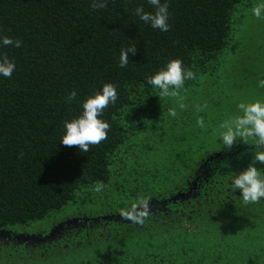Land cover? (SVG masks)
<instances>
[{
  "label": "trees",
  "instance_id": "16d2710c",
  "mask_svg": "<svg viewBox=\"0 0 264 264\" xmlns=\"http://www.w3.org/2000/svg\"><path fill=\"white\" fill-rule=\"evenodd\" d=\"M160 2L168 5L167 32L135 14L137 7L155 12L148 0H107V7L97 10L90 7L92 0H0V56L15 64L11 77L0 75V238L15 243V234L6 230L44 220L90 194L97 181L107 186L114 176L134 172L136 134L155 122L154 134L166 110L146 77L174 59L194 73L216 68L230 41L231 16L247 3ZM5 36L20 40V47L4 46ZM131 45L137 52L122 68L120 50ZM106 83L117 92L115 104L99 117L110 125L107 139L90 145L88 152L62 145L65 121L78 117L82 102ZM72 91L76 97L69 102ZM250 141L210 155L191 173L188 149L180 153L177 168L162 161L155 171L147 170L144 179L151 186L138 197L148 199L151 210L167 203L171 215L165 219L152 213L144 223L150 228L163 226V219L168 227L171 220L181 224L175 244L183 255L176 264H264V199L246 205L231 188V177L247 167L257 150ZM173 170L178 179H170ZM166 181L174 190L160 188ZM188 193L195 199L171 204ZM88 264L121 263L107 256Z\"/></svg>",
  "mask_w": 264,
  "mask_h": 264
},
{
  "label": "rangeland",
  "instance_id": "374dc122",
  "mask_svg": "<svg viewBox=\"0 0 264 264\" xmlns=\"http://www.w3.org/2000/svg\"><path fill=\"white\" fill-rule=\"evenodd\" d=\"M246 2L231 16L230 41L220 54L219 65L205 74L193 72L195 79L185 80L178 96L163 98L166 110L154 134L151 126L155 122L144 124L142 132L136 134L134 172L114 176L102 192L85 193L59 211L50 212L40 222L6 230L21 240H15L14 244L9 239L12 241L9 244L0 238V264H88L107 256L121 264L179 261L183 253L181 245L175 242L181 236L180 223L174 225L171 220L168 227L162 220L163 226L155 224L152 228L144 223L143 230L131 221H120V212L130 209L140 199L138 194L151 186L144 179L148 169L155 171L162 161L177 168L180 153L188 149L192 162L187 173L193 172L210 155L225 151L219 139L223 131L220 124L240 114L239 103L264 102V87H259V81L264 79V11L259 19L251 11L254 6L264 4V0ZM181 103L185 105L183 110L179 107ZM169 108L176 109L175 118L167 115ZM200 117L204 120L203 129L197 125ZM250 140L246 145L251 144ZM176 174L177 170H173L170 179L172 176L178 179ZM173 186L166 181L160 188L170 191ZM78 219L87 228H73L71 237L77 240L66 244L67 249L56 228L64 222L77 223ZM84 234L87 239H83ZM32 239L47 244L42 243L41 250L33 249L35 244L24 246V241Z\"/></svg>",
  "mask_w": 264,
  "mask_h": 264
},
{
  "label": "clouds",
  "instance_id": "9594fccd",
  "mask_svg": "<svg viewBox=\"0 0 264 264\" xmlns=\"http://www.w3.org/2000/svg\"><path fill=\"white\" fill-rule=\"evenodd\" d=\"M148 3L155 8L154 13L145 12L143 7H137L135 14L153 29L167 32L169 30L167 3L161 4L160 0H148ZM90 7L93 10L106 8L107 0H92ZM251 11L256 18H261L264 4L254 6ZM2 44L20 47L21 41L5 36L2 38ZM136 52L135 45L121 49L118 57L119 66L126 67L129 63V54L135 55ZM14 70L15 64L6 55L0 56V75L11 77ZM191 79H195L193 71H185L182 61L174 59L154 75L146 77V83L158 89L157 95L160 98L176 97L179 95V89L184 86L185 80ZM259 87H264V79L259 81ZM75 97L76 92L72 91L68 93L67 99L71 102ZM116 101L115 86L110 83L104 84L99 92L82 102V112L78 117L65 121L64 134L59 142L66 147L75 146L82 152H88L90 145H99L107 139L110 129V125L99 117L109 104H115ZM179 107L183 110L185 105L181 103ZM237 108L239 115L230 117L220 124L223 131L219 133V139L225 151H231L238 141L247 144L251 139L255 144L257 150L252 153L247 167L231 177L232 190L238 191L242 202L247 205L264 199V167H256L257 164L264 166V102L260 100L249 103L241 102ZM167 115L175 118L176 109L169 108ZM197 125L201 129L205 127L202 117L197 119ZM103 189V182L97 181L94 191L99 193ZM149 205L148 199L140 198L130 206V209L122 210L120 215L123 219L143 225L151 215Z\"/></svg>",
  "mask_w": 264,
  "mask_h": 264
},
{
  "label": "flooded vegetation",
  "instance_id": "af4514ba",
  "mask_svg": "<svg viewBox=\"0 0 264 264\" xmlns=\"http://www.w3.org/2000/svg\"><path fill=\"white\" fill-rule=\"evenodd\" d=\"M184 191H186L185 189H183ZM184 194V193H183ZM190 198H193V199H195V197H191V195H189V193H188V195H183V197H180L179 199H178V202H177V200H176V202H175V199H173L172 200V203L171 204H173V205H177V204H180V202L181 203H184V202H186V201H189L190 200ZM174 202V203H173ZM167 205V203H163L160 207L159 206H156L155 208H153L152 210H151V214L153 213L155 216L156 215H163V217L165 218V219H167L168 218V215H171V212H169V213H167V210H166V206ZM177 213V211L175 210L174 211V214H176ZM163 219V218H162ZM164 220V219H163ZM154 222V221H153ZM75 227H82V225H80L79 224V222L78 223H76V222H72V221H69V222H64L62 225H60V226H58L57 228H56V231L58 232V234L59 235H61L60 237H58V239L60 238V240L63 242L62 244H64V247H66L67 249H69V245H66V244H68V243H72L73 241L74 242H76V240H77V237H71L72 235H71V233H73V228H75ZM66 238L68 239V240H66ZM10 240H13V238H9ZM83 239H87L86 238V236L84 235V237H83ZM14 240H21V239H14ZM59 240V243L61 242ZM14 243V242H13ZM24 243H25V245L24 246H29V245H32V244H35L34 245V248L33 249H35V248H37V249H39V250H41V244L43 243L44 245L45 244H47V243H44V242H36V241H34L33 239L32 240H29V241H27V242H25L24 241ZM15 244V243H14ZM44 245H43V248H44ZM26 247V248H27ZM55 247V246H54Z\"/></svg>",
  "mask_w": 264,
  "mask_h": 264
},
{
  "label": "water",
  "instance_id": "95a60500",
  "mask_svg": "<svg viewBox=\"0 0 264 264\" xmlns=\"http://www.w3.org/2000/svg\"><path fill=\"white\" fill-rule=\"evenodd\" d=\"M180 197H183V195H179L178 197L174 198L175 201L178 200Z\"/></svg>",
  "mask_w": 264,
  "mask_h": 264
}]
</instances>
